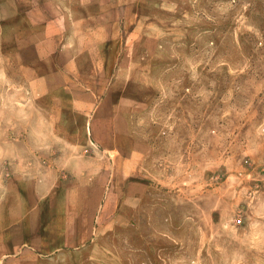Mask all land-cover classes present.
Masks as SVG:
<instances>
[{
    "label": "rangeland",
    "instance_id": "obj_1",
    "mask_svg": "<svg viewBox=\"0 0 264 264\" xmlns=\"http://www.w3.org/2000/svg\"><path fill=\"white\" fill-rule=\"evenodd\" d=\"M137 1L117 31L143 91L112 101L129 110L128 149H145L131 183L146 187L88 264H264V0ZM6 91L0 76V150L21 131L22 94Z\"/></svg>",
    "mask_w": 264,
    "mask_h": 264
},
{
    "label": "crops",
    "instance_id": "obj_2",
    "mask_svg": "<svg viewBox=\"0 0 264 264\" xmlns=\"http://www.w3.org/2000/svg\"><path fill=\"white\" fill-rule=\"evenodd\" d=\"M139 5L0 0V76L22 94L21 131H7L0 150V264H88L126 199L141 201L146 185L131 180L146 152L128 149L129 110L112 101L143 91L117 31Z\"/></svg>",
    "mask_w": 264,
    "mask_h": 264
}]
</instances>
